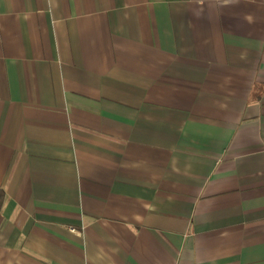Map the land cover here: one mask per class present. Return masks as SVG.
<instances>
[{
  "label": "crops",
  "instance_id": "obj_1",
  "mask_svg": "<svg viewBox=\"0 0 264 264\" xmlns=\"http://www.w3.org/2000/svg\"><path fill=\"white\" fill-rule=\"evenodd\" d=\"M0 264H264V0H0Z\"/></svg>",
  "mask_w": 264,
  "mask_h": 264
},
{
  "label": "trees",
  "instance_id": "obj_2",
  "mask_svg": "<svg viewBox=\"0 0 264 264\" xmlns=\"http://www.w3.org/2000/svg\"><path fill=\"white\" fill-rule=\"evenodd\" d=\"M1 199H2V195H0V205H1Z\"/></svg>",
  "mask_w": 264,
  "mask_h": 264
}]
</instances>
